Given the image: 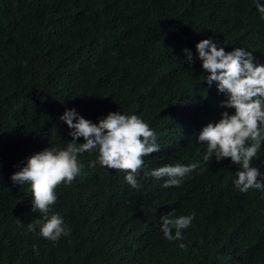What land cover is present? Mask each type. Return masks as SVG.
Segmentation results:
<instances>
[{
    "label": "trees",
    "instance_id": "1",
    "mask_svg": "<svg viewBox=\"0 0 264 264\" xmlns=\"http://www.w3.org/2000/svg\"><path fill=\"white\" fill-rule=\"evenodd\" d=\"M195 3L0 0V264H264V192L241 193L212 164L183 178L181 191L147 197L136 196L120 171L82 170L75 180L84 181L65 191L71 230L55 251L39 227L27 231L41 216L27 219L29 185L10 179L25 157L64 144L70 129L57 120L62 105L93 123L114 109L148 118L166 149L156 162L199 160L202 149L189 141L195 121L234 109L221 104L227 97L215 81L204 80L200 60L178 71L175 61L186 57L179 44L194 30L209 33L204 27L235 45L225 51L245 44L264 63V18L254 0ZM253 166L264 172V144ZM155 168L140 171L141 189L160 180L144 174ZM173 209L177 217L195 213L182 241H168L155 224Z\"/></svg>",
    "mask_w": 264,
    "mask_h": 264
},
{
    "label": "clouds",
    "instance_id": "2",
    "mask_svg": "<svg viewBox=\"0 0 264 264\" xmlns=\"http://www.w3.org/2000/svg\"><path fill=\"white\" fill-rule=\"evenodd\" d=\"M205 1L196 0L195 4ZM254 3L264 18V4L259 0ZM203 29L209 33L194 30L195 33L190 34L193 38L184 39L185 43L179 44L186 57L178 56L179 61H175L177 69L191 71L190 67L200 60L207 73L204 80L209 86L216 82L218 91L227 97L221 104L234 112L223 111L217 121H214L216 112L207 116L205 122L195 121L189 141H194L202 149L199 160L188 165L156 162L154 159L166 149L157 143V133L148 118L122 114L123 109H114L93 123L82 117L75 106L62 105L56 111L57 120L63 125L66 123L70 131L61 148L55 145L46 147L25 157L20 168L9 171L13 184L29 185L32 197L27 219H33L36 212L41 216L28 224L27 231L36 232L39 227V235L47 240L51 251L70 236L71 221L64 213L68 206L65 191L81 184L84 180L75 179L82 170L92 171L95 165L120 171L130 185L129 189L136 191L139 197L179 192L183 178L192 179L210 164L228 172L231 181L235 178L234 186L241 193L253 189L264 192V172L253 166L264 144V63H255L252 52L243 49L245 44L239 43V47L225 51L224 48L235 45ZM241 32L246 31L241 29ZM233 33L237 42L240 28ZM150 165L158 168L146 171L145 176L160 180L154 183V188L141 189L140 171ZM174 204L168 203L169 209ZM194 219V212L177 217L173 209L158 217L155 224L161 227L160 234L168 241H182V230L190 227ZM178 247L188 250L184 243ZM33 248L36 250L37 246L33 245Z\"/></svg>",
    "mask_w": 264,
    "mask_h": 264
}]
</instances>
